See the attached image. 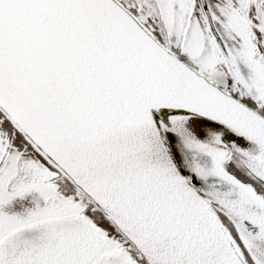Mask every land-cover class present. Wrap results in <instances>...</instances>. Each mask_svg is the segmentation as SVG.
<instances>
[{
  "label": "snow or ice",
  "instance_id": "6c2138e0",
  "mask_svg": "<svg viewBox=\"0 0 264 264\" xmlns=\"http://www.w3.org/2000/svg\"><path fill=\"white\" fill-rule=\"evenodd\" d=\"M0 264H264V0H0Z\"/></svg>",
  "mask_w": 264,
  "mask_h": 264
}]
</instances>
